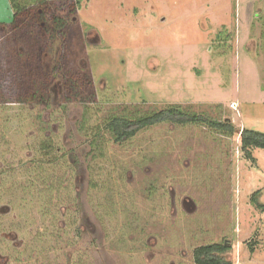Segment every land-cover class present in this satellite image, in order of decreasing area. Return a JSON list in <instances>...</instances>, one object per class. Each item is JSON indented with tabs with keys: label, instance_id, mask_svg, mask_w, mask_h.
Instances as JSON below:
<instances>
[{
	"label": "rangeland",
	"instance_id": "1",
	"mask_svg": "<svg viewBox=\"0 0 264 264\" xmlns=\"http://www.w3.org/2000/svg\"><path fill=\"white\" fill-rule=\"evenodd\" d=\"M52 7L69 12L60 33L49 30V15L41 29L27 21L19 31L11 25L20 15L0 0V101H8L0 103V195L13 197L10 211L0 201V221L38 224L13 251L23 248L26 264L49 248L61 263L194 264L193 248L225 242L232 264H264V149L246 158L239 134L167 123L121 143L105 130L99 152L90 144L92 127L112 115L166 107L264 132V0ZM28 37L42 48L37 67L33 51L16 56L33 44ZM13 64L16 73L6 72ZM45 86L48 101L37 107ZM43 143L58 156L41 158ZM33 156L41 182L22 176ZM9 168L17 170L11 182Z\"/></svg>",
	"mask_w": 264,
	"mask_h": 264
},
{
	"label": "trees",
	"instance_id": "2",
	"mask_svg": "<svg viewBox=\"0 0 264 264\" xmlns=\"http://www.w3.org/2000/svg\"><path fill=\"white\" fill-rule=\"evenodd\" d=\"M8 7L13 12V17L17 18L19 16L18 21L15 22V25H11V28L18 29L21 31V27L26 26V22H36L39 25V28L41 29V26L44 24V19L47 20V16L49 15L51 19L50 28L49 30L51 32H61L63 28L66 26V18L69 16V12L65 11L59 15H54L53 13V3L55 0H6ZM32 3V4H31ZM81 3V0H74V7L73 9H69L68 11L74 12L78 11L79 5ZM36 7V12L31 11L29 7ZM46 22V21H45ZM49 24V23H48ZM262 35L264 37V32H262ZM31 40L30 42L33 43L29 47L32 48L31 50L25 49V51L19 52L16 54V56L21 55V57L30 56L32 51L34 52L32 56H30L31 60L33 62L31 63V66L37 67L38 62L40 60L39 53L41 49H39V45H37V41L33 42L30 37L26 38V40ZM26 43V41H25ZM20 48H22L21 45H19ZM43 47V45H42ZM39 52V53H38ZM24 53L26 55H24ZM15 55V54H13ZM17 62V60H15ZM11 65V63L9 62ZM14 67V64L12 68H7L6 72L12 70V72L16 73ZM25 69H27L25 67ZM34 74V73H33ZM29 74V75H33ZM22 75V73H21ZM23 76V75H22ZM87 83H90L89 79L85 76L82 77ZM46 87V86H45ZM46 91L48 92V86L44 88V91H41L38 96H36L35 101L33 102H39V103H46L48 101V97H45ZM24 91H21V93ZM28 96H31L32 91H26ZM23 95V93H22ZM24 96V95H23ZM27 98L24 97L22 101H26ZM8 101H0V103H5ZM24 104V103H22ZM167 123L176 126H186V125H192V126H205L215 132L222 133L224 136H233L236 134H239L240 137V146L241 150L244 152V156L246 158H251V147H257L264 149V132L255 130V129H247L243 128L241 130L237 129L230 121L229 119H216V118H210L208 116H205L203 114L199 113H191L187 112L186 110H181L179 108H161L157 111H154L152 113L146 112V113H140V111H133L131 112L130 117L125 114L120 115H112L109 119H107V122L103 125L102 123L97 124L95 127H92L91 134L94 137V140L91 141L93 143V147L96 145L95 148L92 150H96L99 152L96 148L101 147V139L104 135L105 130H108L109 133L112 136L113 142H124L127 139L132 138L138 131L145 130L150 128L151 126ZM95 137H97V140H95ZM99 137V138H98ZM43 155L41 158L45 155L47 156H53L54 155V148H52V145L50 147V143H43ZM95 151V152H96ZM97 154L96 156L99 157ZM58 156V155H54ZM94 154L92 153V158H94ZM52 159V157H50ZM33 160L36 159L37 161L34 162V164L31 161V165H28L23 169V175L27 176L28 178H31L30 180L33 181V179L41 182L43 181V164L38 161V158L33 156ZM31 159V160H32ZM16 169H8L5 170L4 173L8 172L10 174L9 182L14 180ZM17 173V172H16ZM1 175V172H0ZM53 176V175H52ZM11 177H13L11 179ZM50 178L44 179V186H39L41 188H45L47 185V182ZM24 180V179H23ZM25 181V180H24ZM28 181V179L26 180ZM8 182V183H9ZM29 182V181H28ZM4 182L2 179H0V186H3ZM43 183V182H42ZM32 189V186H26L22 190L25 189ZM153 192V191H150ZM19 198V196H17ZM13 197H11L12 199ZM16 199V198H15ZM21 199V198H20ZM52 200L49 199L48 201ZM11 203L13 201L11 200ZM47 203V202H46ZM47 210V209H46ZM230 250V246L225 242H213V243H206L201 244L193 248L192 250V261L194 264H232V262L227 259L226 254ZM48 258V257H47ZM73 260V259H72ZM45 260L44 264H53V261ZM60 264H71L70 261H64L65 263ZM67 262V263H66ZM73 264V263H72ZM77 264V262L75 263Z\"/></svg>",
	"mask_w": 264,
	"mask_h": 264
},
{
	"label": "flooded vegetation",
	"instance_id": "3",
	"mask_svg": "<svg viewBox=\"0 0 264 264\" xmlns=\"http://www.w3.org/2000/svg\"><path fill=\"white\" fill-rule=\"evenodd\" d=\"M36 105H37V107H39V106H41V103L36 102ZM117 143H119V142H117ZM7 152H8V154H11L10 151H7ZM2 187L3 186H0V188H2ZM7 200H9L11 202L12 199L9 198ZM7 200H4V199L2 200L1 195H0V201L1 202L5 201L6 206H8V211H10V208H11L10 204L11 203L8 202ZM184 201L185 200H183V203L185 204L186 202H184ZM5 219H6V221L5 220L0 221L1 223H3L5 225L4 228H1L2 231L0 232V264H10L11 262H13L14 264H26V261L24 258L18 257V254H21L23 252V248H21V252H19L18 249L15 248L16 251L14 252L12 247L13 246H15V247L20 246L24 243L26 244L28 239L25 240L21 237L23 234V231L25 230V233H27L28 235H29V231H30V238H31L33 231H34L33 230L31 232V229L34 226V224L36 225L37 223L34 220V221H31L30 223H28V224H32V225H27V219L25 217H20L19 219L17 218L16 222H15V220H12L13 218H10V217L5 218ZM49 250H51V251L42 252V250H40V252L38 253V254H40L39 255L40 256L39 264H44L45 260H51V261H53V264H60V260H59L60 254L58 255L59 250L57 251L56 249H51V248H49ZM13 252L15 254V257L12 258L11 254ZM29 252H30V250H29ZM69 260H67V261H69ZM72 261L74 262V259ZM71 264H72V262H71Z\"/></svg>",
	"mask_w": 264,
	"mask_h": 264
},
{
	"label": "built area",
	"instance_id": "4",
	"mask_svg": "<svg viewBox=\"0 0 264 264\" xmlns=\"http://www.w3.org/2000/svg\"><path fill=\"white\" fill-rule=\"evenodd\" d=\"M230 106H231V107H234V104H231Z\"/></svg>",
	"mask_w": 264,
	"mask_h": 264
}]
</instances>
